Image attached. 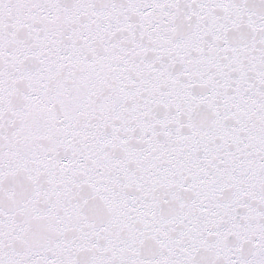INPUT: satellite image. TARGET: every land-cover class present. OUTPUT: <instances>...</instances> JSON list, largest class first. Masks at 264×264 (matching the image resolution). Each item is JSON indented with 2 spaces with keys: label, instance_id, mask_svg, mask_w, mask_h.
I'll return each mask as SVG.
<instances>
[{
  "label": "snow or ice",
  "instance_id": "6c2138e0",
  "mask_svg": "<svg viewBox=\"0 0 264 264\" xmlns=\"http://www.w3.org/2000/svg\"><path fill=\"white\" fill-rule=\"evenodd\" d=\"M0 264H264V0H0Z\"/></svg>",
  "mask_w": 264,
  "mask_h": 264
}]
</instances>
